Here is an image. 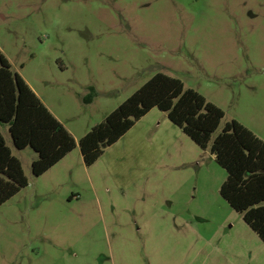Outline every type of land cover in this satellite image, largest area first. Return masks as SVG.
<instances>
[{
  "label": "rangeland",
  "instance_id": "1",
  "mask_svg": "<svg viewBox=\"0 0 264 264\" xmlns=\"http://www.w3.org/2000/svg\"><path fill=\"white\" fill-rule=\"evenodd\" d=\"M0 51L77 141L161 73L224 112L218 133L235 120L264 142V0H0ZM0 132L28 180L0 206V264H264L227 173L165 113L38 178Z\"/></svg>",
  "mask_w": 264,
  "mask_h": 264
},
{
  "label": "trees",
  "instance_id": "2",
  "mask_svg": "<svg viewBox=\"0 0 264 264\" xmlns=\"http://www.w3.org/2000/svg\"><path fill=\"white\" fill-rule=\"evenodd\" d=\"M90 90L84 99L87 104L96 96L95 90ZM155 109L165 113L201 150L210 151L227 173L221 198L264 242V142L235 120L218 133L225 114L202 95L186 89L180 80L158 73L76 141L12 71L0 51V124L8 127L15 149L29 148L37 155L31 165L35 178L57 166L77 147L84 165L93 166L105 149ZM27 186L21 162L0 132V206Z\"/></svg>",
  "mask_w": 264,
  "mask_h": 264
},
{
  "label": "crops",
  "instance_id": "3",
  "mask_svg": "<svg viewBox=\"0 0 264 264\" xmlns=\"http://www.w3.org/2000/svg\"><path fill=\"white\" fill-rule=\"evenodd\" d=\"M32 91L34 92V90L32 89ZM154 111V110H153ZM152 112V111H151ZM64 126V125H63ZM65 127V126H64ZM65 129H67L66 127H65ZM69 133L71 134V132L69 131ZM87 134V133H86ZM76 139V138H75ZM76 141H77V139H76Z\"/></svg>",
  "mask_w": 264,
  "mask_h": 264
}]
</instances>
